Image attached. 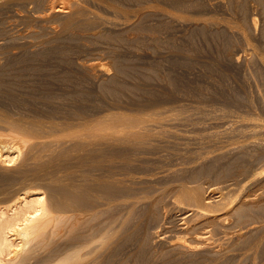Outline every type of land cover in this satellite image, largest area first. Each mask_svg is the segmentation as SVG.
Instances as JSON below:
<instances>
[{
    "label": "rangeland",
    "instance_id": "rangeland-1",
    "mask_svg": "<svg viewBox=\"0 0 264 264\" xmlns=\"http://www.w3.org/2000/svg\"><path fill=\"white\" fill-rule=\"evenodd\" d=\"M67 2L0 0V202L54 218L16 263L264 264V0Z\"/></svg>",
    "mask_w": 264,
    "mask_h": 264
},
{
    "label": "bare ground",
    "instance_id": "bare-ground-1",
    "mask_svg": "<svg viewBox=\"0 0 264 264\" xmlns=\"http://www.w3.org/2000/svg\"><path fill=\"white\" fill-rule=\"evenodd\" d=\"M55 1L59 4L51 3L48 11L64 12L68 0ZM22 145L23 141L15 135L13 137L0 136V165L7 162L12 154H19ZM38 189H27L18 193L9 204L4 205L0 202V264H15L16 260L20 259L26 245L31 241L42 239L41 235L48 225L53 223L54 218L51 216V209L47 205L45 195Z\"/></svg>",
    "mask_w": 264,
    "mask_h": 264
}]
</instances>
